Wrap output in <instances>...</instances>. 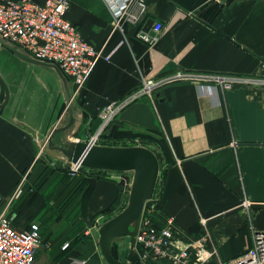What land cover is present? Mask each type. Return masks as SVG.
I'll use <instances>...</instances> for the list:
<instances>
[{"label": "crops", "instance_id": "1", "mask_svg": "<svg viewBox=\"0 0 264 264\" xmlns=\"http://www.w3.org/2000/svg\"><path fill=\"white\" fill-rule=\"evenodd\" d=\"M69 2L68 21L101 55L73 97V124L52 134L54 146L76 139L88 143L103 124V109L148 80L177 74L264 77V0H144L141 16L162 25L151 45L134 37L137 26L113 30V11L105 0ZM0 52L7 55L0 77L9 91L0 109V214L7 213L18 230L38 223L41 245L34 264H71L72 258L106 264L98 230L122 211L123 202L111 208L115 201H128L123 173L106 171L104 179L89 178L88 187L79 191V185L58 188L63 173L45 178L32 172L45 148L53 158L58 152L48 148L47 140L53 128L64 127L69 119L63 107L65 78L2 46ZM31 71L38 75L33 78ZM65 81L70 93L71 83ZM1 92L0 104V84ZM152 96L131 102L104 126L101 134L111 144L104 146H139L144 135L163 139L160 158L151 150L155 146L145 147L159 164L152 200L158 222L171 218L185 239L207 234L219 261L237 259L251 246L253 232L264 231V87H235L216 95L181 80ZM20 179L26 184L15 196ZM130 249L129 237L111 244L112 255L122 263L119 256L127 257Z\"/></svg>", "mask_w": 264, "mask_h": 264}, {"label": "built area", "instance_id": "2", "mask_svg": "<svg viewBox=\"0 0 264 264\" xmlns=\"http://www.w3.org/2000/svg\"><path fill=\"white\" fill-rule=\"evenodd\" d=\"M113 11V30L120 32L126 25L137 26L134 37L151 45L157 41L162 30L160 23L152 24L144 30L146 20L143 15L144 0H105ZM222 2L225 0H211ZM134 7V9H132ZM70 8L69 0H45L37 3L34 0L0 1V40L30 59L55 65L63 77L71 83L72 95L84 86L95 60L101 55L82 37L75 25L67 19ZM143 20V21H142ZM142 22V23H141ZM109 60V56L104 58ZM187 80L195 83L201 91L208 89L212 94L225 93L235 87H264L262 76L220 75V74H177L148 80L142 87L123 99L103 109V124L90 145L99 143L98 136L104 126L124 107L136 99L146 96L152 99L153 92L167 84ZM74 142H80L76 139ZM72 175L81 169L80 164H70ZM21 193V185L15 196ZM144 205L139 226L134 237V251L140 262L147 264H209L217 260L218 264H264V231H254L252 244L237 259L219 261L214 247H209L207 234L197 239H185L177 232L173 220H157V213L152 203ZM251 204L243 203L245 208ZM41 245V234L38 223L31 222L28 227L18 230L12 225L7 213L0 214V264H34L36 250ZM67 244L63 245L65 249ZM71 264H85L79 258H72Z\"/></svg>", "mask_w": 264, "mask_h": 264}, {"label": "water", "instance_id": "3", "mask_svg": "<svg viewBox=\"0 0 264 264\" xmlns=\"http://www.w3.org/2000/svg\"><path fill=\"white\" fill-rule=\"evenodd\" d=\"M153 20H148L144 30L148 31ZM0 46L9 51L18 59L38 65L53 68L62 78L55 65L46 64L20 53L14 47H10L0 40ZM64 79V78H63ZM0 84L4 91V100L0 104L3 108L9 100V91L0 77ZM66 106L69 112L67 124L62 128H53L48 137V148L60 152L70 164H80L82 168L109 172H131L132 184L129 191L126 207L116 216L106 221L98 230V245L106 264H136L138 256L134 251V237L136 235L144 205L151 200L157 185L159 164L154 153L145 147H108L90 145L85 142H69L65 145L54 146L52 134L65 131L75 120V111L71 102V95L64 79ZM129 228H133L132 231ZM129 237L130 251L128 263H122L114 258L111 252V244L121 238Z\"/></svg>", "mask_w": 264, "mask_h": 264}, {"label": "rangeland", "instance_id": "4", "mask_svg": "<svg viewBox=\"0 0 264 264\" xmlns=\"http://www.w3.org/2000/svg\"><path fill=\"white\" fill-rule=\"evenodd\" d=\"M10 59H12L10 57ZM5 60L7 61V55L4 54L3 52H0V64H2V61ZM1 70V68H0ZM30 75L34 78L35 76H37L38 74L37 73H33L32 71L30 72ZM40 78V77H39ZM70 95H72V91L70 90ZM1 97H3V94L1 92ZM1 100V99H0ZM66 104L64 103L63 107H65ZM67 107H65L66 109ZM102 142V141H100ZM98 143L97 145H101L102 143ZM141 146V145H139ZM141 147H144V146H141ZM45 151H46V148L44 149V153L41 154V156L39 157V159L37 160V162L35 163L33 169H32V172H36V171H39L43 174L42 177H47L48 174H52V173H59V175H61V173H63V175H61V179L56 181L57 183H59V186L58 188H64V190L66 188H69V184L73 187L72 189H76V187H78V190L80 191H83L86 187H88L89 183H91V181H89V176H87V180H81V181H78V177H83L84 175H82V168L79 169L75 175H72V166L67 163V161H65L66 157L63 156L61 153L57 152V154H54L56 155V157H51L50 155H46L45 154ZM53 154V153H52ZM85 169V168H84ZM87 171H89V169H86ZM87 173V172H86ZM122 182L126 183V187L125 189H127V192H125V194H127L129 196V191H130V187H131V184H132V173L131 172H128V173H124L122 172ZM26 173H23L22 174V177L25 176ZM86 175V174H85ZM21 177V178H22ZM49 177V176H48ZM24 178V177H23ZM21 181H19L17 183V188L18 186L21 185V191L22 189L24 188L25 184H26V181H24V179H20ZM24 181V183H23ZM41 182H44L41 181ZM56 187V186H55ZM71 190V192L69 193H74V191ZM73 191V192H72ZM76 191V190H75ZM68 193V194H69ZM155 193V192H154ZM71 194V195H72ZM154 197V195H153ZM127 205V203H125ZM149 204V201H147L145 203V205H148ZM125 206V205H124ZM66 222V221H65ZM68 224H71V222H67ZM75 223H73L72 225L74 226ZM96 237V236H95ZM128 257V255H127ZM126 256H119V258L124 262V263H128V259H127ZM137 264H147L146 262H143V263H140V260L137 261Z\"/></svg>", "mask_w": 264, "mask_h": 264}, {"label": "trees", "instance_id": "5", "mask_svg": "<svg viewBox=\"0 0 264 264\" xmlns=\"http://www.w3.org/2000/svg\"><path fill=\"white\" fill-rule=\"evenodd\" d=\"M107 138H108V136H106V138H105V136L101 134V136H100V141H102V142H100V143H102L101 145H103V146L104 145H108V146L111 145L108 140L107 141L105 140ZM139 141H140L141 146H144V147H148L150 144H152V146H155L156 150H154V149H151V150L155 153L157 158H160V155H159L160 153L157 152V149H160L163 153L165 152L164 150H165L166 146H164V145H166V144H165V141L163 139H153L151 137H148V136L144 135L143 137L139 138ZM82 172H83L82 175L86 174V176H89V178L92 181L95 180V179H104L107 175H109V173L106 172V171H100V170H89V171H87L84 168H82ZM162 175L163 174L161 173V177H162ZM120 200L115 201L111 208L115 209V207L117 205H119L120 202H123V206L121 207V210H123L125 208L124 205L126 203L127 197H124L123 199H120Z\"/></svg>", "mask_w": 264, "mask_h": 264}]
</instances>
